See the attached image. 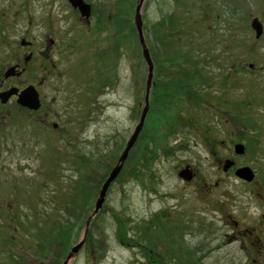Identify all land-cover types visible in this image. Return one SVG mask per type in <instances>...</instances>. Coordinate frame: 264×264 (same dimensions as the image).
<instances>
[{"label":"rangeland","instance_id":"obj_1","mask_svg":"<svg viewBox=\"0 0 264 264\" xmlns=\"http://www.w3.org/2000/svg\"><path fill=\"white\" fill-rule=\"evenodd\" d=\"M84 1L91 27L66 0H0L1 50L11 62L20 41L30 43L49 112L13 113L0 132V264H259L231 221L240 229L259 222L264 71L247 82L228 80V68L237 59L264 65V39L254 45L258 58L247 53L250 23L264 26V0ZM136 7L158 89L87 225L144 103L147 66L126 20ZM228 144L244 147L234 161L254 172L250 184L222 171ZM187 166L194 177L183 182L177 173Z\"/></svg>","mask_w":264,"mask_h":264},{"label":"flooded vegetation","instance_id":"obj_2","mask_svg":"<svg viewBox=\"0 0 264 264\" xmlns=\"http://www.w3.org/2000/svg\"><path fill=\"white\" fill-rule=\"evenodd\" d=\"M256 19V18H255ZM81 24L82 22H85V26H93V16L91 15L90 19L88 21L80 19L79 21ZM248 29V26H247ZM249 32L251 36V49L252 51L247 52L249 56H253L255 58H258L260 55L256 49V44L260 43L264 39V26L261 24V32L259 35H257L254 31L251 30L249 27ZM28 46L24 47L20 44V49L18 53L16 54L15 51L11 54V62H9V54L6 51V48L4 50H1L3 42L0 41V94L6 93L8 91L17 92V95L21 93L24 89L28 87H32L37 95H38V101H39V108L36 111L28 110L27 108L20 107L16 101L17 96L11 95L5 103L0 102V132L3 131L4 125L7 123V120L9 119L10 115L13 113H18L21 115L22 118L28 116L32 118H40L41 114L43 117H48L49 112H44L43 107V100L45 96H42L41 89L46 84V73L44 69H40V61H38V64L33 67V70L31 71L30 68V62L32 60V54L30 52L25 53V50L29 49L30 43L26 42ZM255 45V46H254ZM54 46L53 41L47 42V48L40 53V56L45 58L47 56L48 49H51ZM246 47V46H244ZM242 48V46H240ZM246 49V48H245ZM249 49V48H248ZM7 52V53H4ZM27 54V55H25ZM153 67V56L150 54ZM257 60V59H256ZM238 61L237 63L233 64L230 63V67L228 68V80L230 76L233 74L235 76L240 77L239 80L247 81L251 80L248 79L249 77H253L256 73L253 74V72L263 73L264 71V65L258 66L259 63L257 61ZM256 65V66H255ZM38 67V69H37ZM154 70V69H153ZM249 71V72H248ZM245 77V78H244ZM154 78V77H153ZM158 85L156 84V80L152 79L151 89L149 93V99L152 100V96L154 92H156ZM56 125H52L53 129ZM259 141L264 146V127L259 129ZM231 138V133L228 130V139ZM237 144H228V161L232 162L233 165L228 169V173L233 174L234 172L244 166H235V161L241 159L243 155H245V152L242 156H236L234 154V146ZM239 145V144H238ZM258 194H259V222L255 229H240L239 225L235 221H231L232 225L237 230L238 237H234L237 241L242 242V246H245L246 248H252L256 251V255L258 256L259 264H264V166L262 167V170H258ZM243 237V238H241ZM245 243V244H244Z\"/></svg>","mask_w":264,"mask_h":264},{"label":"water","instance_id":"obj_3","mask_svg":"<svg viewBox=\"0 0 264 264\" xmlns=\"http://www.w3.org/2000/svg\"><path fill=\"white\" fill-rule=\"evenodd\" d=\"M66 1L68 2V4L70 5V7L73 10H76L78 12L79 16L82 19H84L86 21L89 20L90 14H91V9H90V6L84 2V0H66ZM138 11H139V8L136 7V14L134 16V27H135V31L137 33L138 43L141 47L142 58L147 65V77H146V82H145V95H144V108L140 114V119H139L137 126L134 128V131H133L131 137L129 138V140L127 141L123 152L121 153V155L118 158L116 166H114L111 169L108 177L106 178L105 182L101 186V189L98 193V197H97L95 204H94L93 211H92L91 215L89 216V218L87 219V222H86L87 225L89 224L90 220L101 209V207L104 203V199H105V195H106V192L108 190V187L117 178V176L121 172L122 167L124 165V162L126 161V159L128 157L129 151L131 150V148L135 144L136 139L139 135V132L142 129V126L144 124V120L146 117V113L148 110V94H149V89H150L152 77H153V65H152V62H151V59L149 56V52H148L145 40L143 38L142 23H141V20L139 18ZM251 28L257 35L260 34L261 24L259 23V21L257 19L252 20ZM20 45L25 47L28 44L26 42H24L23 40H21ZM11 95L17 96L16 103L20 107L27 108L28 110H32V111H36L39 108L38 95L32 87H28V88L24 89L18 95H17L16 91L15 92L8 91L6 93H2V94H0V102L2 104L5 103ZM55 127L56 126H54V128ZM234 153L236 155H242L244 153V148L241 145H235L234 146ZM232 165H233L232 162L225 161L223 168H222L223 172H226ZM192 176H193V174H192L189 167L184 168L177 175V177L179 179H181L185 182H190L192 179ZM234 176L237 177L238 179L242 180V181L247 182V183H250L254 177L252 171L247 167L237 169L234 173ZM83 241H84V238L81 242H79L76 246H74L71 249V251L67 255L66 261H68L70 258H72L74 255H76L78 253V251L80 250V248L83 245Z\"/></svg>","mask_w":264,"mask_h":264},{"label":"trees","instance_id":"obj_4","mask_svg":"<svg viewBox=\"0 0 264 264\" xmlns=\"http://www.w3.org/2000/svg\"><path fill=\"white\" fill-rule=\"evenodd\" d=\"M122 2V1H121ZM124 3H122L121 4V6L123 5ZM127 16H126V20H127V25L130 27V26H133V24L131 23V20L129 19L130 18V15H131V11H129V12H127V14H126ZM118 31H120V28H118ZM157 89H158V87H157ZM169 92L171 93V90L169 89ZM155 93V92H154ZM174 96H176L175 95V93L173 94ZM170 99V98H169ZM74 231H75V229H73V227H71L70 228V231H68V237L66 238L67 239V241H68V243L69 242H71L72 241V239H73V237H74Z\"/></svg>","mask_w":264,"mask_h":264}]
</instances>
